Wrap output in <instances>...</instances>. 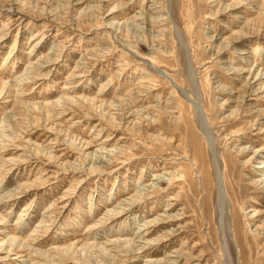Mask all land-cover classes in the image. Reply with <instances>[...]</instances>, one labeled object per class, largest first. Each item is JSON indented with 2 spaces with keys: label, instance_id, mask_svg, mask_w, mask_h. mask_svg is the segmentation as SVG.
I'll list each match as a JSON object with an SVG mask.
<instances>
[{
  "label": "rangeland",
  "instance_id": "obj_1",
  "mask_svg": "<svg viewBox=\"0 0 264 264\" xmlns=\"http://www.w3.org/2000/svg\"><path fill=\"white\" fill-rule=\"evenodd\" d=\"M254 70L264 0H0V264L264 257Z\"/></svg>",
  "mask_w": 264,
  "mask_h": 264
},
{
  "label": "bare ground",
  "instance_id": "obj_2",
  "mask_svg": "<svg viewBox=\"0 0 264 264\" xmlns=\"http://www.w3.org/2000/svg\"><path fill=\"white\" fill-rule=\"evenodd\" d=\"M114 12V11H113ZM112 14H114V13H112ZM140 16H144L143 14H140ZM137 18V17H136ZM142 18V17H141ZM145 18V17H144ZM143 19V18H142ZM252 71V70H251ZM250 71V73H249V76H252L253 77V75L254 74H256L255 75V80H262V79H264V72H258V71H256V70H254V72H251ZM147 75V74H146ZM248 84V83H247ZM250 85V84H249ZM2 88H4V87H2ZM196 90V89H195ZM249 90H251V91H253L254 92V87H252V85H250L249 86ZM250 91V92H251ZM230 92H232V91H230ZM1 94V93H0ZM197 94H199V93H197ZM196 94V95H197ZM189 99V98H188ZM196 106V105H195ZM61 115V114H60ZM203 119V118H202ZM202 123V122H201ZM203 123H205V122H203ZM201 124V126H202V129L204 128V130H206V126L204 125V124ZM187 124V126H189L188 125V123H186ZM190 124V123H189ZM206 135V133H205V131H204V136ZM194 138H195V140L197 139L195 136H194ZM207 138V137H206ZM200 140V139H199ZM208 141H210V139L208 140ZM87 146H89V144L87 143ZM192 147V146H191ZM200 157V156H199ZM203 157V156H202ZM200 159V158H199ZM201 160V159H200ZM199 160V162H201L200 163V168H202L203 167V165L205 164V162H203L204 161V158H203V161H200ZM226 162V166H228V164L227 163H229V162H227V161H225ZM202 165V166H201ZM259 169H264V167H259ZM175 180H176V177L174 178V179H172V185H173V183H176L175 182ZM170 182V183H171ZM136 202V201H135ZM137 203V202H136ZM139 204V203H138ZM173 208V207H172ZM175 208V207H174ZM126 211H127V209H126ZM205 213H208V210H206L205 211ZM125 213H120L119 215L117 214L116 216H113V217H116V219L117 218H119L120 216H123ZM112 216V215H111ZM118 216V217H117ZM3 220V219H2ZM242 221H241V218L240 217H236V215H235V217H234V222H233V226H234V228H236V233H237V235L239 236V240H238V238L236 239L235 238V241H236V243L239 245V247H240V249H241V256H242V260H243V264H264V257L263 256H261L260 254H259V256H256L255 257V248H252V247H248L246 244H245V246H243L242 244H241V241H243V242H246V240L248 239V237H250L249 235L250 234H248L246 231H245V229L244 228H242ZM22 229H20V231H21ZM242 232V233H241ZM121 239V238H120ZM120 239H117L118 240V242H114L115 244L116 243H119V244H121L122 243V240H120ZM143 239V238H142ZM15 240V238H12V240L10 241V242H12L13 243V241ZM17 240V239H16ZM15 240V241H16ZM116 240V239H115ZM124 243H125V246H127L128 244H129V246H131V248L133 247L134 248V250H128L129 251V253H131L132 252V254H133V252H135V251H138L139 249H142V250H144L143 252H145V249H143L144 247H141V248H138V246H136L135 245V241L134 240H125L124 241ZM2 244V243H1ZM228 244V243H227ZM230 244V243H229ZM4 246V245H3ZM231 246V245H230ZM81 247V246H80ZM100 247H102V246H100ZM115 247V246H114ZM21 248V247H20ZM99 248V247H98ZM101 249V248H100ZM104 249L106 250L105 252L106 253H110L109 251L110 250H108L106 247H104ZM130 249V248H129ZM56 250H60V249H56ZM102 250L103 249H101L100 251L102 252ZM258 250V249H257ZM263 250V249H262ZM112 252V251H111ZM142 252V251H141ZM227 252V251H226ZM103 253V252H102ZM105 253V254H106ZM247 253H249L250 255L249 256H246L245 257V254H247ZM73 254V253H72ZM104 254V255H105ZM107 254V255H108ZM138 254V253H137ZM136 254V255H137ZM139 254H140V252H139ZM110 256H112L113 257V255H111V254H109ZM224 255H221V258L223 257ZM253 257V258H252ZM254 257H255V259H254ZM137 258V257H136ZM252 259H253V263H252ZM68 263H70V262H68ZM165 264H166V262H165ZM223 264V263H222ZM232 264V263H231Z\"/></svg>",
  "mask_w": 264,
  "mask_h": 264
}]
</instances>
